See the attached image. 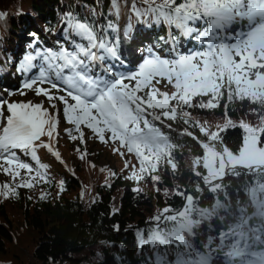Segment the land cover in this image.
Returning a JSON list of instances; mask_svg holds the SVG:
<instances>
[{"label":"snow or ice","instance_id":"1","mask_svg":"<svg viewBox=\"0 0 264 264\" xmlns=\"http://www.w3.org/2000/svg\"><path fill=\"white\" fill-rule=\"evenodd\" d=\"M110 2L111 14L119 19L121 0ZM126 2L138 21L151 17L152 22L175 28L179 37L197 46L182 52L176 47L178 37L173 35L167 57L149 50L135 71L117 73L110 61L121 60V40L131 37V24L121 36L112 19L97 25L87 17L65 14L68 37L74 35L79 41L71 39L69 46L61 44L58 50L37 49L35 54L25 55L20 65V71L27 73L40 58L38 76L26 80L22 87L45 97L48 107L44 101L0 99V118L4 120L0 125V172L12 181L0 185V197L18 196L20 188L32 189L37 183L49 182L47 166L39 162V148L47 149L63 163L54 143L59 137L58 104L63 106L65 121L72 125L65 129L70 140L84 143L83 129L87 128L100 142L112 145L115 154L136 158L138 167L126 159L125 168L131 170L126 179L137 184L146 177L158 183L162 165L177 170L174 152L179 145L155 122L163 125L165 120H180L198 128L205 138L187 128L182 132L203 149V154L193 159L192 170L207 191L223 193L227 198L225 177L249 176L254 182L243 185L246 200L237 199L235 208L219 198L211 207L202 208L198 197L177 191L175 194L185 201L182 209L165 207L152 217L154 226L147 239L138 233L140 243L183 246L174 264H211L214 251L223 253L226 264H264V115L255 126L226 119L213 131L207 121L193 120L188 111L215 109L225 96L229 102L249 101L264 107V0H139L140 7L137 0ZM32 35L35 38V33ZM161 84L174 91H161ZM19 95L26 92L20 90ZM204 97L206 101H197ZM237 127L243 135L233 151L224 145L221 133ZM18 151L30 155L36 167L23 161ZM86 155L81 153L80 159ZM204 190L196 185L197 193ZM46 195L41 193L40 198ZM222 211L229 216L236 213L234 222L219 232L216 248H212L213 238L209 237L205 245L209 252L197 251L192 242L196 230L213 218L224 222Z\"/></svg>","mask_w":264,"mask_h":264},{"label":"trees","instance_id":"2","mask_svg":"<svg viewBox=\"0 0 264 264\" xmlns=\"http://www.w3.org/2000/svg\"><path fill=\"white\" fill-rule=\"evenodd\" d=\"M137 4L138 7L142 6L139 0ZM67 13L80 18L87 17L97 25H104L108 19H112L119 26L121 36L130 23V38L134 33L138 34L142 24L148 23L152 26L158 47L168 44L167 29L175 36L179 35L175 28L166 27L164 23H154L151 17L138 21L130 11L128 12L126 0H121L119 19L111 14L110 0H0V59L2 56L9 57L10 45L14 42H28L27 47H30L27 39L33 37V33L36 43L39 37H43L47 42L52 39L54 45L69 46L71 39L79 41L74 35L69 38L65 31L66 25L63 21ZM148 34H151L150 31ZM7 61L14 63L11 58ZM119 71L116 70L117 73ZM204 100L206 101L207 97ZM261 110H264V107L249 101L229 102L226 96L215 109H188L193 120L201 123L207 121L213 131L217 125H223L226 119L239 123L241 120H247L246 117L251 118L252 114L258 119ZM164 122L163 125L158 121L155 123L162 127L173 143L179 145L174 152L178 168L173 172L170 166L162 165L157 173L161 178L158 183L153 182L150 177H146L139 184L128 183L125 177L130 173L120 162L122 165L117 166V177L113 184L94 188L100 197L90 206L86 205L84 198L77 193L79 187H82L81 180L66 171L53 173L54 177L50 178L49 183L39 184L32 189H18V196L0 197V264H16V261L25 255L30 258L26 264H158V261L159 264H174L177 254L184 251L183 246H153L140 243L138 233H143L147 239L149 230L154 226L151 218L165 207L174 211L182 209L185 201L183 196L175 194L177 191L198 197V206L202 208L211 207L217 198L230 202L235 208L237 199L246 200L243 185L254 182V178L227 177L224 180L227 185V198L223 193L213 194L207 191L201 179L196 177L192 170L193 159L201 156L203 149L182 132L187 128L200 139L205 138L199 129L191 124L185 125L180 120ZM169 123L171 128L167 127ZM67 128L69 126L61 133L65 137L60 139L70 142L65 133ZM221 135L224 145L235 151L241 143L243 132L238 127L229 128ZM25 156L29 157L26 154ZM80 169L84 171L83 166ZM124 184L127 187L122 196V204L116 210L113 207L115 189L117 185ZM197 184L205 190L197 193ZM136 187L142 191L134 192ZM41 193L47 194L45 199L40 198ZM251 211L249 207V215ZM221 215L225 217L224 222L213 218L211 221H204L200 229L196 230L197 234L192 238V242L197 251L209 252L205 247L209 237L213 238L212 248H216L219 232L225 229L227 224L234 222L236 213L229 216L222 211ZM19 247L23 249V254L15 257L12 251ZM222 254L220 251L212 252L211 264H219L221 261L226 264Z\"/></svg>","mask_w":264,"mask_h":264},{"label":"rangeland","instance_id":"3","mask_svg":"<svg viewBox=\"0 0 264 264\" xmlns=\"http://www.w3.org/2000/svg\"><path fill=\"white\" fill-rule=\"evenodd\" d=\"M145 35V34H144ZM139 40V38H138ZM123 41H127L126 39L121 40V45L120 48H122V51L125 50V47H123L122 42ZM145 42L148 44V46L150 48H152V51H154V53H156V49L155 46L158 44L154 38V33H151L149 35H145ZM52 44L50 45H54V41H51ZM179 43V40H178ZM128 44H134L133 40H129ZM57 45V44H55ZM134 48V47H132ZM135 49V48H134ZM21 50V46L19 45H14L13 44V48H12V52H18ZM147 54H149V51H146ZM159 55L164 54V52H162L161 54L158 53ZM166 54V53H165ZM16 58H19L20 60H22L21 57H19L18 53L15 54ZM143 60V59H142ZM42 63V61H41ZM142 63V61H141ZM35 64V63H34ZM119 71V70H117ZM32 73V72H31ZM28 74V72L26 73ZM39 72L35 73V75L32 76V78L30 77V79L36 78L38 76ZM31 76V74H29ZM10 81H16V76H11L10 79H8ZM23 81H21L20 85H18L15 89H13L14 91H16V95L14 96H9L7 97L6 94H4L2 91L0 92V99H7L9 100V102L12 101H33L34 103H38L41 101L45 102V107H48L46 98L43 96L37 97L35 95V93L31 90H26L23 89ZM0 84L3 87H7L5 84H3V81H0ZM162 86H165L164 84H161ZM44 87H48L47 84L43 85ZM160 86V85H159ZM160 86V88L162 89L163 87ZM165 89V90H163ZM161 91H174V89L172 87L167 86L166 88H163ZM23 90L25 92L30 91L29 94L26 95H19V91ZM58 94H62V93H58ZM205 98V97H204ZM204 98H197V100L199 101L200 99H204ZM6 107V106H5ZM57 107L59 109H61V111L59 112V120L60 123L58 125V132H59V137L58 139V143H55V147L56 149L60 152L61 154V159L63 161V163L58 162L57 160H55V156L52 155L51 153H49L47 151V149L45 148H39L37 151V155L39 157V162L42 164H45L47 166V173H48V177L52 178L53 175L52 173H57V172H63L66 171L72 175H78L81 177L82 181H83V186L79 187L78 189V194L82 196V198H84L86 205L90 206L92 203L96 202L100 195L98 194L97 191H94L95 187L101 186V185H112L113 181L115 179V177H117L116 174V169L117 166L122 165L125 167V160L126 159H130L132 164H136L138 167V162L136 160V158L134 156L131 155H126L125 157H121L118 154H115L112 151V145L110 144H105L99 141L98 138H96L92 131L90 129L84 128V133H85V142L81 143L80 141H64L61 140L60 138L65 137V135L61 134L63 132V129L67 126L66 124H68L64 117H63V112H62V105L58 104ZM252 109V107L250 108ZM50 111H54L52 109H50ZM262 113L264 114V110H261V114L258 116V119H256L254 117V115H251V118L246 117L247 120H244L252 125H258L260 122V117L262 116ZM5 115H7V112H5ZM236 121H239L238 119H235ZM4 120L3 118H0V125H3ZM70 128V126H69ZM66 133V131H65ZM43 140H47V137H43ZM86 145L87 148L84 150L83 149V145ZM91 147V148H90ZM79 148L80 151H76V149ZM86 152L87 155L85 156V158L82 160L80 159L81 153ZM18 155L20 156V158L25 161L28 162L30 164L33 165V160L32 157L30 155L29 158L24 157V155H22V152L18 151ZM99 155V156H98ZM36 162V161H35ZM122 162V163H120ZM83 166V170L81 171V167ZM33 167L35 168L36 165H33ZM101 169H104V171H101ZM130 169H127V172L130 173ZM114 172L115 175H111V173ZM21 175H25V173L23 172V170H21ZM130 175V174H128ZM126 175V177L128 176ZM125 177V178H126ZM227 177H225L226 179ZM128 180V183L131 182H135L133 180ZM50 182V180H49ZM48 182V183H49ZM4 183H12L11 181V177L3 174L2 172H0V185H3ZM44 182H40L37 183L36 186H39V184H43ZM35 186V187H36ZM127 186L124 185H117L116 189H115V193H114V202H113V207L118 210L121 207L122 204V196L124 195V191L126 189ZM157 188H160V186H157ZM155 189V188H154ZM24 232L21 230V234H23ZM15 257H17L18 255L23 254V249L22 248H17L15 250L12 251ZM29 256H21L17 261L16 264H26L27 262L29 263ZM8 264V263H6Z\"/></svg>","mask_w":264,"mask_h":264},{"label":"bare ground","instance_id":"4","mask_svg":"<svg viewBox=\"0 0 264 264\" xmlns=\"http://www.w3.org/2000/svg\"><path fill=\"white\" fill-rule=\"evenodd\" d=\"M122 45H123V47H125V50H124V56H125V59H128V58H130L131 56L136 55V53H135V49L132 48V47L128 44V41H123V42H122Z\"/></svg>","mask_w":264,"mask_h":264}]
</instances>
